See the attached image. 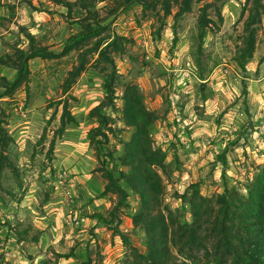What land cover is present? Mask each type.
<instances>
[{
  "label": "rangeland",
  "instance_id": "1",
  "mask_svg": "<svg viewBox=\"0 0 264 264\" xmlns=\"http://www.w3.org/2000/svg\"><path fill=\"white\" fill-rule=\"evenodd\" d=\"M33 1L42 18L41 31L33 35L35 45L60 53V41L80 30L84 13L75 6L67 15L64 7L39 0H0V30L14 33L3 50L19 48L24 34L15 31L13 21ZM94 1L100 20L113 3ZM180 2L171 0L169 14L157 0L150 8L133 5L103 21L107 30L86 47L99 38L100 49L115 40L106 52L113 71L99 51L90 53L85 70L65 95L62 84L80 51L35 57L28 63V82L8 100L0 99L8 104L6 130L14 139L5 152L9 164L0 173V244L9 242L16 254L9 261L0 253V264H130L134 250L146 252V233L131 220L139 206L132 191L128 207L116 212L119 224L94 217L110 220L118 201L116 194L103 195L105 170L115 164L131 172L121 163L124 144L134 133L124 120L131 87L140 106L156 117L148 134L153 149L164 157L165 169H154L162 190L158 210L170 229L192 222L191 204L182 195L196 192L214 203L227 188L247 197L255 179L264 177V158L254 154L256 141L264 136V0H192L191 10L175 18ZM203 8L210 22L200 39L197 21ZM7 32L0 35L2 41ZM252 35L253 56L248 59ZM111 72L115 98L103 113L112 131L105 130L109 141L103 153L110 152L113 160L98 159L87 138L98 125L88 113L103 100V78ZM65 98L77 126L58 134L62 105L57 103ZM169 247L183 260L175 246Z\"/></svg>",
  "mask_w": 264,
  "mask_h": 264
},
{
  "label": "trees",
  "instance_id": "2",
  "mask_svg": "<svg viewBox=\"0 0 264 264\" xmlns=\"http://www.w3.org/2000/svg\"><path fill=\"white\" fill-rule=\"evenodd\" d=\"M47 1L64 7L67 15L75 6H78L84 13L78 20L80 30L65 41L60 53H55L46 47L35 45L34 38L22 28V33L29 40L28 48H16L12 53L0 54V68L14 70L12 79H8L5 75L0 76V99L9 98L18 88L28 82L30 71L28 63L31 58L35 57L56 58L67 55L71 51H80L77 56L78 63L68 72L62 84L65 95L85 70L90 53L99 51V57L103 58L113 71L114 62L106 52L108 53L115 40L101 49L100 45L103 40L101 38L93 42L90 47L86 46L93 38L107 30L108 24L103 25V21L127 11L133 5L147 9L155 6L157 2V0H110L113 3L112 6L99 20L96 16L100 12L96 10L94 0H74L73 3L69 0ZM191 2L192 0H181L175 18L190 11ZM162 3L165 13L169 14L171 0H162ZM201 11L197 28L200 39H203L209 30L210 21L206 18L205 9ZM253 39L252 35L246 47L248 59L253 56ZM240 67L244 68L243 62ZM114 79L113 72L103 78L105 96L88 113V117L96 118L98 123L87 133L89 146L99 152L98 159L104 156L113 160L110 152L103 153L104 145L109 141L106 131H112V128L107 126L109 119L103 110L114 103ZM138 96L135 87L129 88L125 96L124 120L128 126L134 128V133L130 141L124 144V156L121 158V163L123 166L130 167L131 172L125 173L115 164L112 168L105 170L104 177L107 183L103 195L116 194L118 201L110 214V220L107 221L101 215H97L94 216L96 221L113 223L117 219V224H119L116 212L120 207H128L126 200L128 190H130L139 198L138 210L131 215L132 224L135 228L144 229L147 246L146 252L142 254L134 250L135 259L130 264H264V177L255 179L249 188L247 197L231 194L227 188L214 203L198 197L196 192L189 197L186 194L182 195L181 198L191 204L192 222L185 227L179 224L173 229L168 227L163 214L158 210L162 190L160 177L154 169H165L164 157L158 150L153 149L148 134L149 127L156 117L140 106ZM57 104L62 105L58 130L60 134L67 127H76L77 119L68 107L66 98ZM7 105V103L0 104V173L4 166L9 164L5 152L14 142L6 130ZM97 137H102V139L97 140ZM220 159L223 164L226 163L225 155L220 156ZM124 240L127 242L125 238ZM170 244L176 247L178 255L183 260H179L172 254Z\"/></svg>",
  "mask_w": 264,
  "mask_h": 264
},
{
  "label": "crops",
  "instance_id": "3",
  "mask_svg": "<svg viewBox=\"0 0 264 264\" xmlns=\"http://www.w3.org/2000/svg\"><path fill=\"white\" fill-rule=\"evenodd\" d=\"M39 1L45 2V3H47V5H49L51 7L54 6L53 4H51V2H49L47 0H39ZM37 4H35V2L33 1L31 3L32 7H30V5H29L27 7V9L25 10V15H22V17L19 20L17 17H15V20L13 21V27L16 29L15 31H17V33H18V30L21 31V29L23 28L26 33L30 34L34 38L33 35L37 34V32H39V31H41V28H42L41 20H42V18L37 14V11L35 9H33V7H36ZM16 9H17V7H16ZM16 20H18V21H16ZM6 32L7 31H5L4 29H1L0 35L3 36V35H5ZM17 35L18 34H16V36ZM12 36H14V33H8L7 32V35L4 36V41H2V39H0V54L8 53L7 51L5 52V50H3V48H4V44H6L5 43L6 40L10 39ZM22 37H23L21 40L22 44L19 43L17 45V47H19V48L21 46H23V43H24L25 47H27L29 45V40L23 35H22ZM67 39H68V35L65 36V38L63 39V42H62V40L60 41V43H62V46L64 45V43ZM1 75H5L8 79H12L14 76V70H12L10 68H0V76ZM2 99H4V98H2ZM5 99L8 100L9 98H5Z\"/></svg>",
  "mask_w": 264,
  "mask_h": 264
},
{
  "label": "built area",
  "instance_id": "4",
  "mask_svg": "<svg viewBox=\"0 0 264 264\" xmlns=\"http://www.w3.org/2000/svg\"><path fill=\"white\" fill-rule=\"evenodd\" d=\"M20 113L22 114V112H20ZM176 121L179 122L180 118L179 117L176 118ZM232 131L233 130H229V133H232ZM207 144H210V142L208 141ZM254 154L257 157L264 158V136L262 138H259L256 141L255 153ZM8 244H9V242L0 244V253H1V256L4 257V259L10 261L12 258L16 257V254L12 252V248L10 246H7Z\"/></svg>",
  "mask_w": 264,
  "mask_h": 264
}]
</instances>
